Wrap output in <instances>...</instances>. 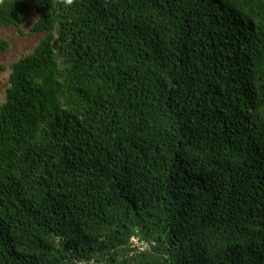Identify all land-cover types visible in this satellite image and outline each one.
Masks as SVG:
<instances>
[{
  "label": "trees",
  "instance_id": "obj_1",
  "mask_svg": "<svg viewBox=\"0 0 264 264\" xmlns=\"http://www.w3.org/2000/svg\"><path fill=\"white\" fill-rule=\"evenodd\" d=\"M8 27L44 38L0 106V264H264V0H0V54Z\"/></svg>",
  "mask_w": 264,
  "mask_h": 264
},
{
  "label": "rangeland",
  "instance_id": "obj_2",
  "mask_svg": "<svg viewBox=\"0 0 264 264\" xmlns=\"http://www.w3.org/2000/svg\"><path fill=\"white\" fill-rule=\"evenodd\" d=\"M38 18L37 13H29L22 26L23 31L29 32L38 21ZM1 35L10 42V48L0 54V106L5 100L9 87L12 65L21 57L32 53L44 38V34L21 35L14 27L3 28Z\"/></svg>",
  "mask_w": 264,
  "mask_h": 264
},
{
  "label": "clouds",
  "instance_id": "obj_3",
  "mask_svg": "<svg viewBox=\"0 0 264 264\" xmlns=\"http://www.w3.org/2000/svg\"><path fill=\"white\" fill-rule=\"evenodd\" d=\"M64 2L67 4V5H70L72 3V0H64Z\"/></svg>",
  "mask_w": 264,
  "mask_h": 264
},
{
  "label": "built area",
  "instance_id": "obj_4",
  "mask_svg": "<svg viewBox=\"0 0 264 264\" xmlns=\"http://www.w3.org/2000/svg\"><path fill=\"white\" fill-rule=\"evenodd\" d=\"M132 242H134L135 244H138V241L136 239H133Z\"/></svg>",
  "mask_w": 264,
  "mask_h": 264
}]
</instances>
